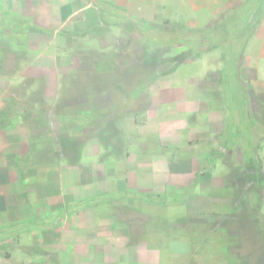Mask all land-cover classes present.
Wrapping results in <instances>:
<instances>
[{"label":"crops","instance_id":"obj_1","mask_svg":"<svg viewBox=\"0 0 264 264\" xmlns=\"http://www.w3.org/2000/svg\"><path fill=\"white\" fill-rule=\"evenodd\" d=\"M146 1L0 0V239L17 244L0 264L197 258L215 248L218 213L251 185L264 56L254 66L252 44L240 62L241 44L230 47L223 90L219 68L210 75L215 52L204 74L187 73L185 61L164 68L145 84L137 123L113 89L120 43L108 19L123 10L144 18ZM109 119L118 141L102 137ZM130 210L142 212L138 236Z\"/></svg>","mask_w":264,"mask_h":264},{"label":"rangeland","instance_id":"obj_2","mask_svg":"<svg viewBox=\"0 0 264 264\" xmlns=\"http://www.w3.org/2000/svg\"><path fill=\"white\" fill-rule=\"evenodd\" d=\"M148 1L149 5L147 1L145 3L148 7L140 9L145 13L144 18H133L129 11L123 10L113 19H108L116 25L120 43L117 51L120 61L111 73L113 89L120 97L123 96L120 103L136 108L140 118L144 117L141 103L147 96L145 84L147 86L164 68L173 69L185 61L183 68L187 73L204 74V71L201 72L205 68L203 57L215 52L217 59L210 75H217L214 70L219 68L221 82L218 87L223 90L229 84L222 81L224 77L228 78L230 47L238 42L241 44L240 62L244 55H248L246 51L252 44L249 54L254 66L259 56H264V0ZM262 60L264 63V58ZM237 65L240 75L243 66ZM255 91H252L253 94ZM257 100L252 98L253 107L256 105V113H260L264 119V103ZM253 134L257 135L252 140L251 153L255 159L256 172L251 178V185L244 188L241 200L237 197L232 199L235 208L218 213L221 226L214 235V251L204 245L203 252L197 258L168 259L166 264H264V214L261 211L264 180L260 172H257L264 135L261 131ZM107 138L118 141V134L111 132ZM237 179L242 181L241 178ZM250 187L253 193L251 196ZM156 198L163 199L161 196ZM125 217L134 220V234L138 236L141 233V210H130ZM192 229L191 233L194 234L195 228ZM25 238L32 246L31 236ZM16 246L15 235L7 241L0 239V255L11 256ZM209 253L213 256H209Z\"/></svg>","mask_w":264,"mask_h":264},{"label":"trees","instance_id":"obj_3","mask_svg":"<svg viewBox=\"0 0 264 264\" xmlns=\"http://www.w3.org/2000/svg\"><path fill=\"white\" fill-rule=\"evenodd\" d=\"M143 120L144 119L139 117V112L136 111V121H137V123H141V122H143ZM111 132H116L118 134V139H120L119 133H118L119 130L115 127L114 122L111 119H109L107 121L106 127H105V129H104V131L102 133V137L108 139L107 137H108V135Z\"/></svg>","mask_w":264,"mask_h":264}]
</instances>
